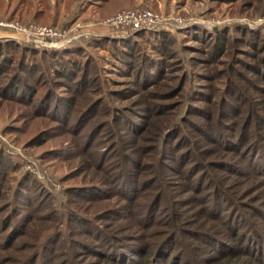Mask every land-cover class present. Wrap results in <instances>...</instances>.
Returning a JSON list of instances; mask_svg holds the SVG:
<instances>
[{
  "label": "rangeland",
  "instance_id": "374dc122",
  "mask_svg": "<svg viewBox=\"0 0 264 264\" xmlns=\"http://www.w3.org/2000/svg\"><path fill=\"white\" fill-rule=\"evenodd\" d=\"M124 7L149 8L159 21L154 27L127 32L101 23ZM9 14L15 16L11 20L33 22L27 21L33 17L37 23L70 29L76 21L83 24L69 30L66 40L53 47L80 45L82 51L71 57L81 66L94 58L96 68L88 74L91 83L86 93L90 101L96 100V109L80 128L76 124L83 108L81 95L57 110L51 108V99L46 109L40 101L46 90L60 93L73 82L49 72L53 63L47 55L21 47L8 50L14 60L4 63L0 85L15 74L36 92L20 90L9 98L0 95V264H22L28 256L40 264L48 237L58 227L61 242L54 243L55 264H105V259L96 261L87 253L84 242L98 240L92 235L93 227L82 223L85 217L128 243H148L153 248L152 242L169 235L168 201L154 207V218L147 225L150 220H140L139 206H122L128 202L118 191L117 175L124 169L137 179V185L147 182L135 202L148 201L156 193L167 197L159 188L163 182L150 170L152 159L142 153L153 143L157 126L164 132L169 121L181 117L176 104L183 101L189 102L183 117L186 131L201 152L198 160L209 161L230 200L218 197V207L212 209L209 194L215 179H205L200 191L191 190L185 175L191 159L183 168L175 159H166L169 166L163 178L169 202L185 198L177 211L182 238L190 247L185 252L183 245L174 244L171 253L180 251L187 259L177 257L175 263L264 264V153L250 159L245 156L253 144L264 146V0H0V18L9 19ZM214 29L225 33L221 54L213 50V38H208ZM158 30L166 31L171 43L162 58L164 76L149 86L141 85L134 75L139 57L121 53L115 40L94 42L96 37H130L131 50L138 56L160 58L154 38ZM78 31L80 35L68 38ZM0 34V38H11L3 28ZM24 51V63L36 61L45 70L40 77L37 73L28 76L16 65ZM132 65L133 71L127 74ZM190 86L196 90L187 100L184 95ZM220 128L229 135L228 143L213 140L212 133ZM123 153L143 164L141 172L135 160L128 156L123 160ZM221 160L235 167L227 169ZM94 185L98 190H91ZM215 239L222 245L214 244ZM162 254L156 252L155 264L162 261Z\"/></svg>",
  "mask_w": 264,
  "mask_h": 264
},
{
  "label": "trees",
  "instance_id": "16d2710c",
  "mask_svg": "<svg viewBox=\"0 0 264 264\" xmlns=\"http://www.w3.org/2000/svg\"><path fill=\"white\" fill-rule=\"evenodd\" d=\"M12 17H15L13 14H9L7 18L11 19ZM28 20H34L33 22H36L35 19L32 17ZM29 22V21H28ZM31 22V21H30ZM211 32L208 36L209 39L213 38L212 41V48L213 50L216 49V52L218 54L223 53L226 43L225 33L219 32L218 29H214L209 31ZM207 31L204 33L206 35ZM137 33L133 36V38H136ZM154 38L157 40L156 49L158 48V52H160L162 55L160 58L153 57L151 55H145L135 53L131 50V45L129 43V38H120V39H105L102 37H96L94 38V42H97V44L100 41H108V40H115V45L120 47L121 53L127 52V55L129 57H139V60L137 61L136 69L134 72V75H136V78L139 79V81L146 84V86H149L151 84L156 83L158 80L161 79L163 75L164 70V62H162V58L164 57V54L171 43L169 40H167L169 37L167 35V32L164 30H158L155 32ZM159 44V45H158ZM125 46V47H123ZM158 46V47H157ZM21 47L22 49H25L26 51L32 52L33 54H40V55H47L50 57V61L53 63V65L49 66V72L51 71L53 76L58 77H64L70 81H72V85H64L63 92L69 91L71 94H64L62 91L56 92L55 90H46L47 92L40 98V101H43L42 104L46 106V109L50 106V101L52 99V109L57 110L62 109L63 107L67 108L68 105L73 104L78 98V96L81 95L82 98V110H80V113L78 115V123L76 124L77 127H82L83 123L82 121L86 120L87 116H90L91 113H93V110L96 109V100L89 99V95L86 93L87 87L90 85L91 81L88 77L89 73H92L93 70L96 68V63L94 61V58L86 59L83 66L80 65L79 62L75 59L76 57H71L73 54L81 52L82 48L80 45L76 44H67L62 47H33L30 44L27 43H19L15 41L12 38H0V72L4 71V63H12L14 58L8 53V50L10 48H18ZM127 47V48H126ZM24 53L21 54V56H18V60L16 65L21 68L24 73H26L28 76L31 74H38L37 77H40L41 74H43V68L40 65V63L36 61H31L24 63ZM13 58V59H12ZM26 64V65H25ZM39 64V65H38ZM133 66L130 67V69L127 71V74L133 71ZM81 70V73L79 76H77V71ZM45 71V70H44ZM12 77L8 76L5 81L2 82L0 85V95H4L5 98L14 97L15 93L19 92L20 90L23 91V93H31V95L35 94L36 88L29 86L28 83H26L21 76L19 75V78L17 75L13 74ZM78 77V78H77ZM54 78V77H53ZM184 81H181V84H183ZM144 85V87H146ZM190 89V91H189ZM184 96L187 98V100L192 97L191 93L194 89V86H190ZM91 90V89H90ZM90 92V91H89ZM189 96V98L187 97ZM177 107L180 106L179 111L181 117H176L173 120L169 121L167 125V130L162 132V130L159 131V126H157L158 134H154V141L152 144L149 145V148H146V150H143L142 156L145 152V156L152 159L151 168L150 170H153L156 173L157 180L162 181V183H159V188L161 187L162 192H167L165 194L167 197H159V193H156L153 195V198H148V201H138L135 202V200L139 196V191L141 189H144L147 182L145 180L140 181V183L137 185L136 181L137 179H133L130 177V172L123 169V173H118L117 176H119L120 182H118V191L122 194L123 198H125L126 202H128L125 205H122L123 207L131 206L138 207L140 214V220L143 222V220L146 219V221H149L147 225L151 223V220H153L154 216L151 217V213H153L154 207L161 205L162 200L168 201L169 203V211L167 213L169 214V223H170V234L167 235L164 238L158 239L157 241L152 242V245L150 244H142L140 243H128L125 241H121V238L112 233L108 232L103 228H100L96 223H94L92 220L85 217L81 218L82 223L86 222L89 223L93 227L94 232L92 235L94 238H97V242L94 244L85 243V247L87 248V253L92 254L97 259L96 261L100 259H105V264H144L143 260H145L148 253H152L149 258V262L147 264H155L153 261H155V254L159 250L160 252L163 251L162 254V261L157 264H176L175 262L178 260V258H185V256L182 255V253L179 251H173L174 244H180L181 246L185 248V252L189 251V244L185 242V240L182 238L183 234L181 232V229L183 227H180L179 220L180 219V212L177 211L178 204H184V199H177L172 200L169 202V196L170 193L167 191V186L165 184V180L163 178V175L166 174V167L169 166V162L166 163L165 161H171V159H175V163L180 165L181 168H183L187 162L191 159L192 163L189 164V166L186 167V178L190 180V189L196 190L204 183L203 181L207 179L208 181L215 179V174L212 171L210 167L209 161H200L198 160L199 154L201 153L197 149L196 145V139L192 140L189 135V133L185 129V122L183 117V112L187 111V108L189 106L188 101H183L182 103L176 104ZM191 106V105H190ZM192 107V106H191ZM194 107V106H193ZM66 113V111H65ZM128 119V118H127ZM129 122V119H128ZM133 122L129 123L128 125H132ZM145 128H141L143 130ZM161 132V133H159ZM205 133V132H204ZM206 134V133H205ZM187 139H186V138ZM212 138L215 141H218V143H228L229 141V135L221 131L220 129H217L216 133H212ZM187 140V141H184ZM192 141V142H191ZM234 142V141H233ZM239 142V141H238ZM264 142V141H262ZM185 144H190L187 149L180 151L181 148L185 146ZM238 144V143H237ZM263 145H256L253 144L251 147V150L249 151V148L245 151V156H247L249 159L251 156L253 158L255 156H261L264 152L261 150ZM264 147V146H263ZM149 152L150 154L147 155L146 153ZM105 154V153H104ZM2 155V154H1ZM197 159H195V156ZM135 160L131 154L123 153V160L128 159V157ZM154 156V157H153ZM1 158V156H0ZM154 158V159H153ZM168 158V159H167ZM253 158L251 160H253ZM167 159V160H166ZM248 159V160H249ZM140 160H142L140 158ZM127 161V160H126ZM139 160H135V166L137 165L138 169L144 168L142 163H139ZM223 166L227 169H231L232 167H235L233 163H229L228 161H222ZM0 164H3V160L0 161ZM153 164V165H152ZM261 164V163H257ZM2 167V166H1ZM233 170V168H232ZM182 171V170H181ZM185 171V170H184ZM139 172V173H140ZM138 173V174H139ZM164 180V181H163ZM153 183V181L151 182ZM224 183V182H223ZM97 185V184H96ZM94 185L91 187V190H98V187ZM212 190L210 191V202H212V209H215L218 207V197H220L224 201L230 200V198H227L228 195H226V189L223 188L222 182H218L217 179H215ZM100 187V186H99ZM101 188V187H100ZM200 191V190H199ZM198 191V192H199ZM209 192V191H208ZM206 194V193H205ZM167 199V200H166ZM187 199V198H186ZM172 205V207H171ZM166 206V205H162ZM162 208V207H161ZM165 208V207H164ZM117 209L112 208L111 212L118 214L116 211ZM135 210V209H134ZM117 212V213H116ZM155 216L157 212L154 213ZM151 217V219H149ZM92 221V222H91ZM204 234V233H203ZM207 235H212L208 234ZM50 237V238H49ZM48 237L47 244V250L44 252V258L41 260L40 264H55L54 258L56 256V253H54L55 250V242H58L61 239V230L60 227L57 228V230H53L51 235ZM140 235L135 236L136 239H138ZM61 242V241H59ZM213 242V241H212ZM217 245H222L220 243L219 239H215L213 242ZM83 244V245H84ZM165 247H164V246ZM180 246V247H181ZM152 248V249H151ZM181 249V248H180ZM69 250L71 252V246L69 247ZM220 250H223L222 247ZM159 253V252H158ZM177 254V255H176ZM70 259L73 261V250L70 254ZM139 256V257H138ZM154 256V257H153ZM30 258V261H29ZM154 258V259H153ZM186 259V258H185ZM184 259V260H185ZM187 260V259H186ZM26 261V262H25ZM22 262V264H34L35 260H32L31 256H28V259ZM168 261V263H167ZM74 264H76L73 261Z\"/></svg>",
  "mask_w": 264,
  "mask_h": 264
},
{
  "label": "built area",
  "instance_id": "2783aa9c",
  "mask_svg": "<svg viewBox=\"0 0 264 264\" xmlns=\"http://www.w3.org/2000/svg\"><path fill=\"white\" fill-rule=\"evenodd\" d=\"M158 21V15L149 8L124 7L105 17L101 23L108 27L119 28L121 31L127 32L130 29L154 27ZM80 25L83 24L76 21L70 29V27H61L54 24L21 22L19 20L0 18V28L8 31L7 37L10 36L18 41L30 43L38 47L61 45L66 40L65 37L68 35L69 30L77 29ZM78 32L73 33V36L68 38L77 37L81 34L80 31Z\"/></svg>",
  "mask_w": 264,
  "mask_h": 264
}]
</instances>
